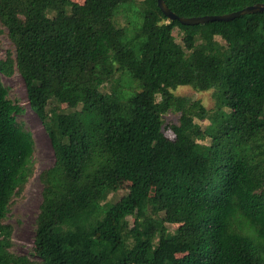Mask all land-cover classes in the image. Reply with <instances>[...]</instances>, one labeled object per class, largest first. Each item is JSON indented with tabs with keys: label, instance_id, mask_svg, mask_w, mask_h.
Returning a JSON list of instances; mask_svg holds the SVG:
<instances>
[{
	"label": "trees",
	"instance_id": "1",
	"mask_svg": "<svg viewBox=\"0 0 264 264\" xmlns=\"http://www.w3.org/2000/svg\"><path fill=\"white\" fill-rule=\"evenodd\" d=\"M120 2L0 0V24L15 47V60L0 59V74L11 75L15 64L55 157L40 175L38 259L13 255L3 231L0 264H264V12L186 26L168 21L157 0H144L141 23L127 40L112 23ZM163 2L182 18L264 4ZM49 4L56 8L53 17L46 13ZM134 44H140V58ZM113 63L131 85L124 104L118 96H100L101 80L93 77L95 66ZM189 63L197 69L191 76L185 73ZM180 86L224 92L232 129L254 145L229 149L213 136L200 148L196 104L172 93ZM50 95L70 104L73 111L63 121L49 120L39 107ZM23 111L0 80V215L25 181L33 145L16 121ZM169 112L180 113L170 126L173 140L164 135ZM117 179L129 182L126 197L96 220ZM149 205L160 217L147 215ZM176 224L171 232L168 225ZM241 224L250 239L236 231Z\"/></svg>",
	"mask_w": 264,
	"mask_h": 264
},
{
	"label": "rangeland",
	"instance_id": "2",
	"mask_svg": "<svg viewBox=\"0 0 264 264\" xmlns=\"http://www.w3.org/2000/svg\"><path fill=\"white\" fill-rule=\"evenodd\" d=\"M75 4L82 5L84 0H71ZM144 8V0H121L112 23L115 27L122 29L129 40L132 37L135 29L140 25L139 14ZM56 8L54 5H47V15L54 16ZM2 33L0 34V59L7 57L15 60V47L10 39L8 31L0 24ZM176 42L181 43L182 34L179 29L174 28L172 32ZM217 41L221 42L219 38ZM142 43V42H141ZM136 56L140 58V44L132 46ZM226 47L223 46V49ZM93 77L101 80L98 86L100 96L111 94L118 96L121 102L127 103V94L131 85L128 84L129 79L126 72L119 69L113 63L109 64L108 70L102 65L95 66ZM197 71L196 67L189 63L185 68L187 76L193 75ZM66 79V78H64ZM1 82L9 88V96L14 103L22 106L23 113L16 117L17 124L24 131L29 132L32 138V148L25 163V181L21 183L19 189L11 197L8 205L0 215V232L9 234L10 248L9 251L15 256H25L30 260H37L34 254V237H35V221L39 212V206L42 201L43 186L40 182V175L47 169L53 166L55 161L54 151L51 142L42 124L39 116L31 110L28 105L26 89L21 74L16 69L15 64L11 75L0 74ZM68 83V81H65ZM53 85V83H52ZM55 89L60 88L58 84H54ZM176 96L185 97L196 106L192 108V114L195 122L199 125L197 144L200 148L209 146L213 136H217V141L222 143L229 149L235 145L239 150L245 151L247 146H253V139L241 133L235 132L232 129L230 122V109L228 99L224 92L217 93L215 90L196 91L189 86H180L172 91ZM164 95L159 93L156 96V101L161 102ZM40 102L39 107L43 108L48 114L49 120H54L55 117L59 121H63L68 117V114L73 110L70 109V104L66 103L55 95L48 96L46 104ZM180 113L169 112L164 115V135L166 138L173 140L174 134L170 129L171 125L178 124ZM130 188L129 182L124 179H117L107 191L105 200L99 205V218L111 206L120 204L126 197ZM152 193L154 188H152ZM147 215L153 218L160 217V214L155 212L154 208L149 205ZM132 222V218H129ZM179 227L176 225H168V229L173 232ZM240 231L243 236L250 239L251 231L246 225H239L236 231ZM238 231V232H239ZM264 255V246L263 252Z\"/></svg>",
	"mask_w": 264,
	"mask_h": 264
},
{
	"label": "water",
	"instance_id": "3",
	"mask_svg": "<svg viewBox=\"0 0 264 264\" xmlns=\"http://www.w3.org/2000/svg\"><path fill=\"white\" fill-rule=\"evenodd\" d=\"M157 5L162 14L166 17L168 21H178L181 25H186V26H194V25H201L209 22H214V21H223V22H228L232 21L236 18H239L240 16L243 15H248V14H255L259 12H264V4H256L253 6H249L244 8L243 10L233 12L230 14H225V15H220V16H203V17H194V18H182L174 13H172L165 5L163 0H157Z\"/></svg>",
	"mask_w": 264,
	"mask_h": 264
}]
</instances>
